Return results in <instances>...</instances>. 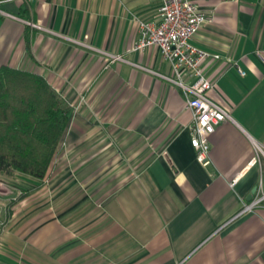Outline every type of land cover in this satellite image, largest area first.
<instances>
[{"label": "crops", "instance_id": "0c3cea01", "mask_svg": "<svg viewBox=\"0 0 264 264\" xmlns=\"http://www.w3.org/2000/svg\"><path fill=\"white\" fill-rule=\"evenodd\" d=\"M192 1L207 17L192 43L219 54L200 64L206 95L229 115L207 164L170 64L136 47L160 0L0 5V67L70 107L45 177L0 195V264H264V201L244 209L264 192V0Z\"/></svg>", "mask_w": 264, "mask_h": 264}, {"label": "built area", "instance_id": "2783aa9c", "mask_svg": "<svg viewBox=\"0 0 264 264\" xmlns=\"http://www.w3.org/2000/svg\"><path fill=\"white\" fill-rule=\"evenodd\" d=\"M7 1L11 0H0V5ZM206 21L207 17L192 0H160L155 20H137L140 37L136 44L139 48L156 45L161 57L170 64L173 77L166 78L181 90L185 107L192 114L188 126L190 144L195 151L196 160L202 164L209 162L210 135L220 122L229 117L222 106L206 95L212 84L200 69L202 61L218 59L219 54L192 43L194 35ZM111 59H119V56H112ZM237 71L241 76L244 75L239 67ZM182 72H186L188 78H191L189 83L182 79ZM0 185H4L2 181ZM7 192L9 191L6 189H0V195ZM257 192L259 195L244 207L245 210L264 201V192L260 187H257ZM2 230L3 224L0 222V234Z\"/></svg>", "mask_w": 264, "mask_h": 264}, {"label": "trees", "instance_id": "16d2710c", "mask_svg": "<svg viewBox=\"0 0 264 264\" xmlns=\"http://www.w3.org/2000/svg\"><path fill=\"white\" fill-rule=\"evenodd\" d=\"M70 107L40 75L0 67V174H47Z\"/></svg>", "mask_w": 264, "mask_h": 264}, {"label": "rangeland", "instance_id": "374dc122", "mask_svg": "<svg viewBox=\"0 0 264 264\" xmlns=\"http://www.w3.org/2000/svg\"><path fill=\"white\" fill-rule=\"evenodd\" d=\"M19 175V176H18ZM16 176H18L17 178H20V176H21V174H19V173H13V174H10V175H2V174H0V181H2L3 182V184L4 185H0V186H2L1 188L3 189V190H7V191H12V189L11 188H13L15 185H14V183L12 184L9 180H11V179H16ZM4 186V187H3ZM0 188V189H1ZM19 192V191H18Z\"/></svg>", "mask_w": 264, "mask_h": 264}, {"label": "water", "instance_id": "95a60500", "mask_svg": "<svg viewBox=\"0 0 264 264\" xmlns=\"http://www.w3.org/2000/svg\"><path fill=\"white\" fill-rule=\"evenodd\" d=\"M255 191H256V188H253L251 193L248 195L247 200H249L251 198L252 194H254Z\"/></svg>", "mask_w": 264, "mask_h": 264}]
</instances>
